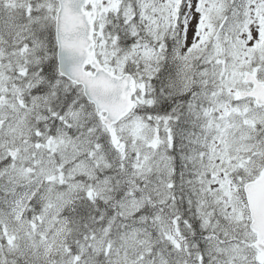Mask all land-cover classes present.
<instances>
[{"label":"snow or ice","instance_id":"6c2138e0","mask_svg":"<svg viewBox=\"0 0 264 264\" xmlns=\"http://www.w3.org/2000/svg\"><path fill=\"white\" fill-rule=\"evenodd\" d=\"M0 264H264V0H0Z\"/></svg>","mask_w":264,"mask_h":264}]
</instances>
